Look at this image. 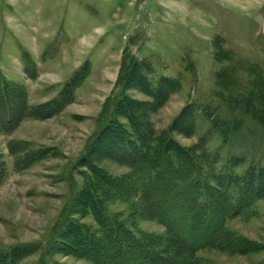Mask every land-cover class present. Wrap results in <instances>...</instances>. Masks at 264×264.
Returning <instances> with one entry per match:
<instances>
[{
	"label": "rangeland",
	"instance_id": "obj_1",
	"mask_svg": "<svg viewBox=\"0 0 264 264\" xmlns=\"http://www.w3.org/2000/svg\"><path fill=\"white\" fill-rule=\"evenodd\" d=\"M126 51L150 62L156 77L180 79V90L151 116L156 132L168 130L189 103L210 104L228 119L232 112L219 96L217 75L226 68L234 70V81L246 91L252 89L256 76L264 79V0H0V76L23 83L31 104L57 96L85 62L93 68L77 91L76 101L61 114L46 120L29 119L12 133L0 134V157L8 166V177L0 186V250L29 246L33 253L21 264H91L57 253L51 245L62 211L85 185L88 169L78 159L106 100L119 89ZM24 60L31 62L28 75ZM127 93L136 100H149L135 89ZM226 95L236 96L235 91ZM248 124L242 137L245 148L235 141L225 146L212 133L205 150L219 156L220 163L232 154L244 165L252 157L264 165V129L250 120ZM209 130V122L199 113L196 133L173 135L181 145L192 147ZM15 141L29 142V149L55 151L52 157L18 173L9 150ZM99 165L115 177L130 172L107 159ZM140 207L134 198L110 202L106 210L127 220L132 230L164 234L161 224L136 213ZM70 218L97 226L92 215L83 217L70 210ZM60 223V228L66 225L65 220ZM228 227L264 244V199L252 217L231 220ZM199 233L205 237L202 227ZM198 257L212 264H259L264 251L239 255L207 248Z\"/></svg>",
	"mask_w": 264,
	"mask_h": 264
},
{
	"label": "trees",
	"instance_id": "obj_2",
	"mask_svg": "<svg viewBox=\"0 0 264 264\" xmlns=\"http://www.w3.org/2000/svg\"><path fill=\"white\" fill-rule=\"evenodd\" d=\"M220 60L228 59L220 56ZM24 63L28 75L31 62ZM92 71L91 63L85 62L57 96L39 104L30 103L23 83L0 76V134L12 133L29 119L46 120L61 114L76 101L77 91ZM233 71L226 68L217 75L219 96L230 108L232 117L222 118L219 109L210 104L189 103L168 130L158 133L151 116L180 90V79L156 77L150 62L137 60L126 51L117 83L119 89L106 100L96 129L78 159V164L88 169L85 185L62 211L51 250L55 247L57 253L91 264H212L200 259L198 252L207 248L239 255L263 252V243L231 230L228 222L249 219L255 214L257 203L264 199V165L254 157L249 165H244L239 156L232 154L220 163L219 156L205 150L212 133L219 135L225 146H233L235 141L245 148L242 137L249 120L264 129V79L253 73L256 78L252 89L246 91L234 81ZM130 88L149 100H136L127 93ZM234 91L236 96L226 95ZM199 113L211 130L196 145H181L173 133H196ZM29 146L27 141L9 145L18 173L52 157L55 151ZM104 159L125 166L130 172L112 176L99 165ZM7 177L8 166L0 157V186ZM134 198L141 205L136 213L139 211L141 218L161 224L164 234L132 230L127 220L106 210L110 202H130ZM70 210L83 217L92 215L97 226L72 220ZM61 220L66 223L63 228ZM201 227L206 232L204 238L200 237ZM32 253L26 245L0 250V264H21Z\"/></svg>",
	"mask_w": 264,
	"mask_h": 264
}]
</instances>
